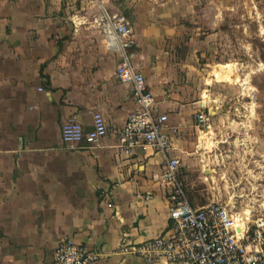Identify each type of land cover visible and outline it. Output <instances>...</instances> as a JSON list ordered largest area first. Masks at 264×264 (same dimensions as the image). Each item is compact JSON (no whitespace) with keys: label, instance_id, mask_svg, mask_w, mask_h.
<instances>
[{"label":"crops","instance_id":"0c3cea01","mask_svg":"<svg viewBox=\"0 0 264 264\" xmlns=\"http://www.w3.org/2000/svg\"><path fill=\"white\" fill-rule=\"evenodd\" d=\"M104 3L130 24L131 62L159 113L167 115L170 146L166 153L145 143L121 146L119 134L135 102L131 86L116 78L119 56L105 46L96 6L87 0H0V264H49L63 236L105 253L91 264H174L115 253L123 238L142 242L170 233L161 182L165 155L181 160L193 206L231 200L195 187L201 177L212 186L222 176L248 172L250 188L264 192L258 110L240 96V103L221 104L206 76L208 62L198 56L207 41L197 39L222 9L213 0ZM211 74L229 79L228 73ZM200 110L211 118L208 131L195 121ZM95 111L106 124L98 143L65 144L63 123L75 116L90 130Z\"/></svg>","mask_w":264,"mask_h":264},{"label":"built area","instance_id":"2783aa9c","mask_svg":"<svg viewBox=\"0 0 264 264\" xmlns=\"http://www.w3.org/2000/svg\"><path fill=\"white\" fill-rule=\"evenodd\" d=\"M98 8L95 21L102 33L107 50L119 56L116 78L131 86L135 107L124 121L119 134L123 148L131 149L145 143L166 153L170 137L166 133L167 115L159 113L155 98L145 78L131 62L133 31L122 12H110L105 0H87ZM195 121L203 131L211 128V118L203 110L195 114ZM103 115L92 114L91 129L85 130L75 116L61 127L65 144L78 142L96 145L106 134ZM175 130V129H174ZM181 160L165 155L161 182L169 199L170 233L142 242L123 238L115 253L134 255L146 262L174 264H264V216L251 218L234 205L209 201L193 206L180 178ZM105 256L101 251H89L72 236L59 239L49 264H91Z\"/></svg>","mask_w":264,"mask_h":264},{"label":"rangeland","instance_id":"374dc122","mask_svg":"<svg viewBox=\"0 0 264 264\" xmlns=\"http://www.w3.org/2000/svg\"><path fill=\"white\" fill-rule=\"evenodd\" d=\"M213 1L215 6L222 9V15L214 24L205 25L206 32L197 39L207 41V47L198 50V56L203 62H208L205 66L206 76L214 87L213 93L220 95L221 104L226 105L228 101L240 103L237 100L240 96L242 103L257 108L255 116L264 126V0ZM213 28L215 31L211 32ZM213 71L228 73L229 79L216 80L211 74ZM247 173L222 176L218 178L220 184L212 183L214 187L208 186L201 177L195 180L194 186L210 189V198L231 199L229 205H234L236 210L248 214L252 219L258 215L264 216V192L250 188L253 179ZM229 190L231 198L228 196ZM215 193H218L216 197Z\"/></svg>","mask_w":264,"mask_h":264},{"label":"trees","instance_id":"16d2710c","mask_svg":"<svg viewBox=\"0 0 264 264\" xmlns=\"http://www.w3.org/2000/svg\"><path fill=\"white\" fill-rule=\"evenodd\" d=\"M180 178H181V176H180ZM185 191H186V193H187V190H186V188H185ZM187 196H188V193H187ZM188 198H189V196H188ZM190 201V200H189Z\"/></svg>","mask_w":264,"mask_h":264}]
</instances>
